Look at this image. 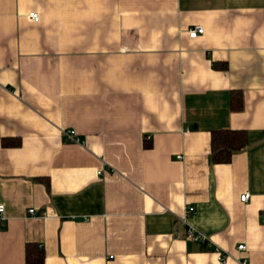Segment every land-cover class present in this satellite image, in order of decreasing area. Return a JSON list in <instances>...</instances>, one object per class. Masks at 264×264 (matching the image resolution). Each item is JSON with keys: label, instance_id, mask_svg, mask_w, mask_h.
Returning a JSON list of instances; mask_svg holds the SVG:
<instances>
[{"label": "crops", "instance_id": "1", "mask_svg": "<svg viewBox=\"0 0 264 264\" xmlns=\"http://www.w3.org/2000/svg\"><path fill=\"white\" fill-rule=\"evenodd\" d=\"M1 203L0 264H264V0H0Z\"/></svg>", "mask_w": 264, "mask_h": 264}, {"label": "trees", "instance_id": "2", "mask_svg": "<svg viewBox=\"0 0 264 264\" xmlns=\"http://www.w3.org/2000/svg\"><path fill=\"white\" fill-rule=\"evenodd\" d=\"M232 102L234 107L241 108L243 101L241 96H233ZM5 145L19 144V140L3 138ZM247 132L241 129H219L213 131L212 136V153L211 159L215 163L230 162L234 152L239 151L247 146ZM26 264H45V250L39 244L31 242L26 248Z\"/></svg>", "mask_w": 264, "mask_h": 264}, {"label": "built area", "instance_id": "3", "mask_svg": "<svg viewBox=\"0 0 264 264\" xmlns=\"http://www.w3.org/2000/svg\"><path fill=\"white\" fill-rule=\"evenodd\" d=\"M30 19H32L35 22H39L40 21V15L38 12H31L29 14ZM189 35L190 37H197L200 36L202 33L205 32L204 26L201 25H196L193 26L192 28L189 29ZM63 136H65L66 140L69 142H81V139L76 135V130L72 129V130H64L63 131ZM251 192H245L241 195V200L243 202H247L250 200L251 197ZM194 206L190 207L185 215L181 218V220L184 222V224L187 226V235L189 237V239H191L192 241H196V242H200L203 244H212L211 243V237L210 235H206L203 232H201L198 228H196L193 224L190 223L189 217L192 213V211L194 210ZM5 205L4 203L0 204V221H4L5 220ZM30 213L35 214L36 210L34 208H30ZM262 218H264V213L262 214ZM238 248L241 251H245L247 250L246 245L244 243H241L238 245ZM216 251H218L219 253H221V259L226 260L228 254L226 252H223L221 249H219L218 247L214 248ZM239 264H250L248 263V260L246 258H241L238 261Z\"/></svg>", "mask_w": 264, "mask_h": 264}]
</instances>
